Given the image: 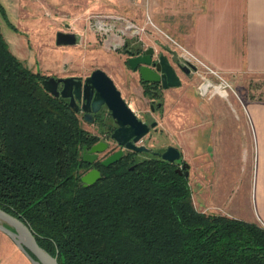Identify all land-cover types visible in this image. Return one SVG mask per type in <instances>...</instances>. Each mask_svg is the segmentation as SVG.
I'll use <instances>...</instances> for the list:
<instances>
[{
  "label": "trees",
  "instance_id": "1",
  "mask_svg": "<svg viewBox=\"0 0 264 264\" xmlns=\"http://www.w3.org/2000/svg\"><path fill=\"white\" fill-rule=\"evenodd\" d=\"M45 77L0 28V208L60 264H264V227L196 208L172 161L128 152L83 185L81 147L94 136Z\"/></svg>",
  "mask_w": 264,
  "mask_h": 264
},
{
  "label": "crops",
  "instance_id": "2",
  "mask_svg": "<svg viewBox=\"0 0 264 264\" xmlns=\"http://www.w3.org/2000/svg\"><path fill=\"white\" fill-rule=\"evenodd\" d=\"M0 4L7 17L6 20L0 12V22L11 28L5 39L14 52L23 43L26 28H38L33 22L39 11L51 15L52 27L35 38H46L40 43L49 46L51 35L56 38L58 30L75 32L77 42L85 37L96 39L92 32L93 15L115 11L155 35L152 26L168 30L181 46L226 75L264 74V0H0ZM61 13H68L70 20H64ZM61 21L72 30L61 28ZM162 41L159 43L164 45ZM43 49L42 62L46 53ZM71 74L82 75L72 72L60 76ZM174 88H183L182 93L178 95ZM185 88L189 86L182 80L179 85L167 87L159 98L160 105L154 109L167 107L163 117L172 138L179 142L182 157L190 164L187 177L191 191L196 184L195 192L192 191L194 205L264 227V100L245 102L243 116H226L222 115L223 103L219 99L204 104L185 103L189 96L185 97ZM178 105L181 109L176 115L174 109ZM229 164H235L237 171L232 173ZM243 181L249 189L245 215L235 210L230 202L231 191H226L237 184L241 186Z\"/></svg>",
  "mask_w": 264,
  "mask_h": 264
},
{
  "label": "rangeland",
  "instance_id": "3",
  "mask_svg": "<svg viewBox=\"0 0 264 264\" xmlns=\"http://www.w3.org/2000/svg\"><path fill=\"white\" fill-rule=\"evenodd\" d=\"M64 14L61 13L63 18H65L64 20H70V15H66L68 13ZM105 14L124 15L115 11L111 14L110 12ZM89 15L93 14L91 13ZM102 15H104V13ZM36 18L37 21H34L33 23L34 26L38 24V28H31L30 26L26 28V31L22 34L25 42L23 41L22 44L17 45V51L14 52L10 46L11 50L17 56L19 55L18 57H20V59H23L22 61L26 62L32 70L40 71L47 76L64 75L72 72H78L85 76L86 73L96 67L101 68L105 72H110L113 74L110 77L120 89L123 98L134 110L137 116L147 122H149L151 118L156 119L158 123L156 130L151 129L142 137L144 139L143 143L151 147L153 150H161L165 148L167 144H172L179 148V142L172 138L173 136H171L170 131L167 130V125L163 117V115H166L165 111L167 107H162L158 110L149 107V102L151 101L149 100V97L142 92L141 83L138 79L137 73L130 70L125 65L126 55L122 53V46L126 41L132 45L138 44L142 47L152 44L155 51L157 50L156 54L161 51L172 61L184 63L182 55L183 46H181L179 41L168 33V30L152 26L151 29L156 33L155 35L154 33H151L150 30L133 23L132 20H128L122 16L121 19L109 18L106 20L107 24L105 25L94 24L92 26V32H94L96 39L93 38L90 40L85 37L84 39L80 38L75 44L57 45L54 42V36L51 35L52 44L49 46L40 43L41 41L46 42V38L41 37L38 39L35 38V36L39 34L43 36L46 31H49V28L52 27L49 24L51 15H48L45 11H39L36 14ZM93 18V21L98 19V17H95L94 15ZM128 24L131 25L128 26ZM0 25L1 31L6 38L8 35L7 32H9L8 29L11 28L4 21L0 22ZM66 25L61 21V28L72 30V28H66L68 27ZM161 39L164 40L162 41L164 42V45L159 43ZM38 40L39 42H37ZM54 46H57L56 48L58 49H53ZM41 49L46 52L45 60H43L44 62L40 60ZM58 56L61 57V62H59ZM56 61L58 64H56ZM178 74L180 75L182 84H187L189 86V88H185V91H188L184 92L185 97L189 95L187 100H185V103L186 101L187 103L193 101L195 103L202 102L204 104L206 101L219 99V101H222L223 103L222 115L243 116L245 115V102L249 100H264V74L237 73L226 75L221 71H218V73L210 72L203 66H200L198 70H191L189 74H185L183 71L178 70ZM207 81L212 84L211 88L219 86V89H222L223 92H213L212 89L205 93L202 92L200 86L207 83ZM169 89L171 90V88ZM174 90L178 92L179 95L182 93L183 88H174ZM210 91L212 94H209ZM170 95L171 93L168 97ZM180 109L181 107L178 105L174 109V113L176 115L179 114ZM112 120L113 118L106 108L101 109L97 113L96 118H93L92 122L88 123L82 120V125L90 134H92V136H94V140H103L105 137L107 140H104L109 142L111 141L110 133L113 129L112 124L114 123ZM114 125L116 124L114 123ZM144 155V152L138 153L137 158L143 157ZM230 158L231 157H229V159ZM229 168H231L232 173L233 171H237L235 164H229ZM195 188L196 184H194L192 188V191L194 190L193 192H195ZM226 191L227 193L231 191L230 202L235 210L242 215H245L246 208H248L249 204V189H247L245 182L243 181L241 186L240 184H237L233 190L227 189ZM2 240H5L6 242L1 243ZM11 240L12 239L5 232L0 231V263L32 264L26 255L16 247Z\"/></svg>",
  "mask_w": 264,
  "mask_h": 264
},
{
  "label": "water",
  "instance_id": "4",
  "mask_svg": "<svg viewBox=\"0 0 264 264\" xmlns=\"http://www.w3.org/2000/svg\"><path fill=\"white\" fill-rule=\"evenodd\" d=\"M55 42L57 45H69L77 42V35L73 31L58 30ZM152 45H148L138 54L127 57L128 67L136 69L143 81L159 82L163 88L179 85L181 80L175 66L168 56L163 53L155 54ZM178 68L189 73L196 66L190 62H177ZM43 88L53 95L67 97L70 106L75 110L83 111V118L92 121L93 114L99 111L101 105H105L116 124L111 132V137L122 147L108 154L101 160L102 165H109L121 158L123 149L133 151H147L149 148L137 142L149 132L157 123L156 120L146 122L139 118L134 110L122 97L120 90L112 78L101 68L92 69L87 75H50L41 80ZM78 102H81L79 107ZM105 141H97L90 145L89 150L100 152L106 148ZM83 146L82 159L90 162L93 156L85 152ZM163 159L174 161L180 157V150L174 145H168L160 153ZM182 166L188 167L184 162ZM180 172V168H177ZM184 173L188 174V169ZM101 177L100 170L91 168L84 172L80 179L83 185H88ZM0 230L5 232L26 255L32 264H60L55 255L50 254L41 247L29 226L19 217L0 208Z\"/></svg>",
  "mask_w": 264,
  "mask_h": 264
},
{
  "label": "flooded vegetation",
  "instance_id": "5",
  "mask_svg": "<svg viewBox=\"0 0 264 264\" xmlns=\"http://www.w3.org/2000/svg\"><path fill=\"white\" fill-rule=\"evenodd\" d=\"M148 46V45H147ZM147 46H145V47H142V46H139L138 44L137 45H132L131 43H129V42H125L124 44H123V46H122V53L123 54H125L126 55V57H125V65L127 66V68H129L128 67V64H127V57L130 55L128 52H131V54L132 55H135V54H138V53H140L141 51H143L144 50V48H146ZM154 48V47H153ZM157 51V50H156ZM161 51H159L158 53H160ZM155 54H156V52H155ZM170 59V58H169ZM170 61H171V63L175 66V68L177 69V72H178V70H181V71H183L182 69H180V68H178V66H177V62L178 61H172L171 59H170ZM130 70H133L134 72H136L137 73V75H138V79H139V81H140V83H141V87H142V92L144 93V94H146V96H148L149 97V100L151 101V102H149V107L151 108V109H154V107L155 106H159L160 105V101H159V98H161V95H162V92L164 91V90H166V88H163L162 87V85L159 83V82H148V81H143V80H141V78L139 77V73H138V71L136 70V69H131L130 68ZM183 73H185V72H183ZM186 74H189V73H186ZM119 89V88H118ZM120 90V89H119ZM121 92V91H120ZM122 95V94H121ZM123 97V96H122ZM67 98V97H66ZM78 104H79V107H80V105H81V102H78ZM101 109H106V106L105 105H101V107H100V109H99V111L101 110ZM99 111H97L96 113L94 112V113H92L93 114V118L95 117L96 118V115H97V113L99 112ZM78 113H79V115L81 116V118H82V120L83 121H86V122H92V121H87L86 119H84L83 118V111L82 110H79V111H77ZM109 112V111H108ZM110 118V117H109ZM113 118V117H112ZM93 120V119H92ZM153 120H155V119H150L149 120V122H151V121H153ZM112 121H114V119L112 120ZM144 121H146V120H144ZM147 122V121H146ZM113 126H112V128L114 129V127H115V125H114V123L112 124ZM104 126H105V124H104ZM112 129V130H113ZM156 130L157 129V124L154 126V127H151L150 128V130ZM112 132V131H111ZM146 135V134H145ZM110 137H111V133H110ZM104 139H106L107 140V138H105L104 137ZM102 140V139H96L95 141H93V142H91V143H85V144H83L82 145V147H81V155H82V151H83V146L85 145L86 146V148H85V152L87 153V154H89V156H93L92 154H95L93 157H92V160L90 161V162H88V161H85L86 163H87V169L85 170V172L86 171H88L89 169H91V168H97V169H99L100 170V166L102 165L101 164V160L104 158V157H106L108 154H110V153H112V152H114L115 150H117L118 148H120V147H122L120 144H118L112 137H111V141H109V142H107L106 140ZM143 138H141L137 143L138 144H144L143 143ZM97 141H105L106 143H107V145H106V148L103 150V151H100V152H92V151H90L89 150V147H90V145H92L93 143H95V142H97ZM111 142V143H110ZM145 145V144H144ZM168 145H172V144H167L166 146H165V148H163V149H161V150H153L151 147H149V146H147L149 149L147 150V151H133V150H128V149H123V154H122V156H124L125 154H127L128 152H131V155H130V159L131 160H133V162L135 163V160L136 159H139V158H137V154L138 153H140V152H146V154H154V155H158V156H160V153L162 152V151H164L165 149H166V147L168 146ZM178 148V147H177ZM179 150H180V148H178ZM121 156V157H122ZM161 157V156H160ZM141 158V157H140ZM162 158V157H161ZM172 162H174V164H175V166H176V170H177V168H180V172H179V170H177L179 173H184V171H185V169H188L189 170V167H190V164H189V166L188 167H185V166H182L183 165V163L184 162H187V160L186 159H184L183 157H182V153H181V150H180V157L178 158V159H176V160H174V161H172ZM185 174V173H184ZM186 175V174H185Z\"/></svg>",
  "mask_w": 264,
  "mask_h": 264
},
{
  "label": "built area",
  "instance_id": "6",
  "mask_svg": "<svg viewBox=\"0 0 264 264\" xmlns=\"http://www.w3.org/2000/svg\"><path fill=\"white\" fill-rule=\"evenodd\" d=\"M98 17V19L97 20H95V21H93V23L94 24H107L106 23V20H108L109 18H111V19H120V18H122V16H120V15H106V14H104V15H101V16H97ZM131 24H128V26H130ZM183 49V62L186 64V63H188V62H190V63H192V64H194L195 66H196V69L195 70H198V68L200 67V66H203V67H205L207 70H209L210 72H214V73H218V71L217 70H215V69H213V68H211L209 65H207L202 59H200L196 54H194V53H192V52H190L189 50H186L187 48H185V47H182ZM183 63V64H184ZM204 84H207L206 86H203ZM204 84H202L201 86H200V89H201V91L202 92H207V91H209V90H211L212 89V91L213 92H215L216 91V87L215 88H211L212 87V84L210 83V82H208L207 81V83H204ZM217 88H219V86L217 87ZM222 91V89H218V92H220V91ZM221 93V92H220ZM209 94H212L211 93V91L209 92Z\"/></svg>",
  "mask_w": 264,
  "mask_h": 264
},
{
  "label": "bare ground",
  "instance_id": "7",
  "mask_svg": "<svg viewBox=\"0 0 264 264\" xmlns=\"http://www.w3.org/2000/svg\"><path fill=\"white\" fill-rule=\"evenodd\" d=\"M206 85H207V84H204L203 86H206ZM218 89H219V88L216 87V91H217V92H218ZM219 91H220V90H219ZM222 92H223V91H221V93H222ZM218 93H219V92H218Z\"/></svg>",
  "mask_w": 264,
  "mask_h": 264
}]
</instances>
